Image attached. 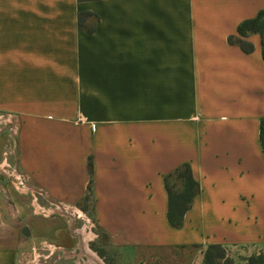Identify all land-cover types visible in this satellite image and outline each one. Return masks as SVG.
<instances>
[{
	"label": "crops",
	"instance_id": "crops-1",
	"mask_svg": "<svg viewBox=\"0 0 264 264\" xmlns=\"http://www.w3.org/2000/svg\"><path fill=\"white\" fill-rule=\"evenodd\" d=\"M262 10L0 0V165L7 152L30 190L0 167V264H32L53 239L63 264H201L209 244L264 251V58L257 33L243 38L250 52L229 41ZM185 163L200 191L174 228L164 176ZM51 203L89 214L108 248H89L81 220L37 211Z\"/></svg>",
	"mask_w": 264,
	"mask_h": 264
},
{
	"label": "trees",
	"instance_id": "trees-1",
	"mask_svg": "<svg viewBox=\"0 0 264 264\" xmlns=\"http://www.w3.org/2000/svg\"><path fill=\"white\" fill-rule=\"evenodd\" d=\"M238 39L229 38L230 42L237 43L244 52H250L252 45L243 38L249 33L260 36L261 53L264 58V10L251 19L244 20L237 27ZM259 138L264 154V118L259 124ZM179 182L180 188L174 190V182ZM164 184L168 195L167 219L174 228L182 225L185 212L190 208L193 198L199 193L200 186L193 177L188 163L175 168L174 171L164 176ZM202 264H234L226 255V250L219 244H209L204 251ZM246 264H264V251L253 253L246 258Z\"/></svg>",
	"mask_w": 264,
	"mask_h": 264
},
{
	"label": "rangeland",
	"instance_id": "rangeland-1",
	"mask_svg": "<svg viewBox=\"0 0 264 264\" xmlns=\"http://www.w3.org/2000/svg\"><path fill=\"white\" fill-rule=\"evenodd\" d=\"M238 38H239V35L235 39H238ZM178 183H179L178 181L174 182V186H173L174 190H178V188H180ZM89 201H87L86 205L90 204ZM86 216L89 217V214L86 213ZM77 222H79V221H77ZM92 231L94 233V236L96 235V238H95L94 242L89 243V248L95 253L97 251L95 248H98L101 252L104 249L106 250L108 247L106 246V239H105L104 234L94 226H93ZM45 243H40V244L36 243L37 245L34 247V251H33L34 257H33V263L32 264H63V263H61V260H63L62 256H66V255H68V253H63V249H60V247H62V246L59 245L58 242L54 239L45 241ZM239 247L233 246V245H229L228 247L225 246L226 255L233 260L234 264H246V261H244V260H246V258L249 257L248 256L249 253H247L245 250H243V248L240 249ZM206 248H207V246L205 247L203 252H201L202 258H203V254H204V251L206 250ZM88 252H90V251H88ZM198 255H200V254L198 253ZM71 257L72 256H70L68 259H66V260H69V262L68 263L66 262L65 264H75L73 261L76 259H73ZM88 259L89 258H87V256L83 257V260H85L87 262H89ZM105 263L108 264L107 261H105ZM86 264H91V263H86ZM115 264H121V263H115ZM201 264H202V261H201Z\"/></svg>",
	"mask_w": 264,
	"mask_h": 264
},
{
	"label": "built area",
	"instance_id": "built-area-1",
	"mask_svg": "<svg viewBox=\"0 0 264 264\" xmlns=\"http://www.w3.org/2000/svg\"><path fill=\"white\" fill-rule=\"evenodd\" d=\"M6 123L5 118L0 115V129L1 124ZM94 127V126H93ZM4 157L1 161L0 167H2V170L5 172L7 171L10 176L13 179V182L16 184L18 188H20L23 191H30L29 186L25 182V179L22 174H20L17 169L8 161V153L4 152ZM42 195V193H35L34 198L37 199V196ZM37 211L40 212L43 215H50L55 213H62L70 216L71 218L74 217L75 219L81 220L82 223L80 225L79 230L81 231L82 238L85 239H92L94 238V233L92 231L93 224L90 222V220L87 218L85 214H83L81 211L76 210L75 208L51 203L48 206H38ZM91 235V236H90Z\"/></svg>",
	"mask_w": 264,
	"mask_h": 264
}]
</instances>
